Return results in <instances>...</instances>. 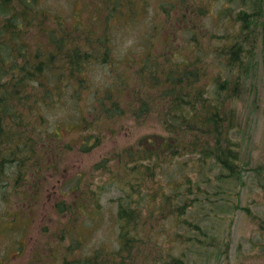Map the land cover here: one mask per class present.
I'll list each match as a JSON object with an SVG mask.
<instances>
[{"label": "rangeland", "instance_id": "1", "mask_svg": "<svg viewBox=\"0 0 264 264\" xmlns=\"http://www.w3.org/2000/svg\"><path fill=\"white\" fill-rule=\"evenodd\" d=\"M41 1L54 5L55 13L70 26H78L73 32L77 36L75 43L90 53L82 75L86 88L75 91V79L63 77V94L40 110L44 122L40 125L38 116L29 115L36 130L40 126L41 137L44 135L45 144L38 140L43 149L59 144L60 152L52 156H43L41 149L37 151L44 162L49 160L52 165L36 168L28 161L20 175L17 165L0 171V264H62L70 256L74 257L70 261L86 262L94 253L107 256L116 252L119 205L128 196L131 202L144 198L145 183L137 177L143 164L135 162L129 151L150 149V144L145 147L146 136L158 146L160 135H169L163 124L167 121L163 113L166 106L159 104L157 110L140 116L127 110L125 115L88 130L82 128L81 119L91 118L94 105L99 104L98 96L105 98L108 90L122 107H129L128 94L137 89L135 67L144 63L151 66L154 53L164 54L161 61H166L174 74L196 73L200 84H192L193 89H217L216 82L227 73L222 51L237 32L245 35L236 14L257 8L260 17L251 39V63L245 61L237 93L227 100V104L235 106L240 122V129L232 133L240 178L220 184L219 188L215 183L202 185L211 199L205 202V212L198 213L216 241L208 248H199L197 254L191 248L189 258L190 264H264V0H120L119 10L113 15L107 2L101 0ZM179 11L186 14V21L172 22ZM87 35L93 36L92 46L86 43ZM64 60V56L53 57L49 72ZM65 83L71 87L63 89ZM169 124L174 123L171 120ZM83 131L93 135L101 131L103 138L97 143L94 140L96 145L90 151H81ZM135 157L138 159L139 154ZM171 160L165 173L177 176L197 162V155L188 151L177 161ZM134 179L139 184H133ZM153 184L157 187V182ZM216 189L226 190L225 199L216 194ZM154 203H148L153 211ZM142 210L141 214L148 217L161 216L143 207ZM168 223L174 231L177 229L176 222Z\"/></svg>", "mask_w": 264, "mask_h": 264}, {"label": "trees", "instance_id": "2", "mask_svg": "<svg viewBox=\"0 0 264 264\" xmlns=\"http://www.w3.org/2000/svg\"><path fill=\"white\" fill-rule=\"evenodd\" d=\"M101 1L107 2L110 15L115 14L121 5L120 0ZM41 2L0 0V171H5L7 166L17 165L19 175L25 170L28 161L36 168L52 165L49 160L44 162L38 153L39 149L43 150V156L51 151L60 152L59 144L43 149L40 141L44 135L41 137L40 126L36 130L29 115L38 116L40 125L44 122L40 110L63 94V77H69V81L70 76L75 79L78 84L77 88L73 87L75 91L81 92L86 88L82 75L86 64L90 62L87 48L82 50L80 44L75 43L77 36L73 32L79 29L78 26H70L55 13L54 5ZM108 3L111 5L108 6ZM258 17V8L251 12H237L236 18L245 24L240 29L245 35L242 37L237 32L232 43L227 44L222 51L227 73L221 77V81L216 82L217 89L212 92H206L204 87L198 86L193 89L192 84H200L196 73L191 76H184V71L174 74L173 68H169L171 66H167L166 61H161L164 54L154 53L151 54V66L137 63L135 67L138 74L137 89L128 94L129 107H122L111 90L107 89L110 92L105 98L98 96L99 104L94 105L91 118L85 121L86 118H82L80 121L84 129L116 119L125 115L127 110L136 116L152 113L161 104L166 106L163 110L166 120L169 123L172 120L174 124L167 121L163 123L168 127L169 135H160L162 140L158 146L146 136L145 147L150 144V149L129 151L133 152L135 162L143 164V169L137 170V177L145 183L144 198L132 203V198L128 196L127 201L119 205L117 251L107 256L94 253L87 257L86 262L80 259L70 261L74 259L70 256L71 264H190L189 256L193 249L197 254L199 248L215 245V234L210 232V227L198 213L205 212V202L210 203L208 201L211 199L202 190V185L215 183L216 188H219L220 184L233 183L240 178L235 166L239 155L232 137V133L240 129V122L235 106L227 104V100L234 96V92L237 93L245 72V61L251 63L250 45ZM86 38V43L91 44L90 38L93 36L87 35ZM55 56H64L65 60L57 64L55 71L49 72L48 64ZM235 70L239 72L234 73ZM64 87L71 85L65 83ZM119 91L123 89L119 88ZM76 120L73 125L77 124ZM55 133L58 135V131ZM98 133L93 135L83 131L79 149L90 151L96 145V140L103 138L101 131ZM188 151H194L197 162L190 164L187 171L177 176L166 175V166L171 159L177 161ZM135 154H139L138 159ZM134 168H137V163ZM133 182L139 184L137 179ZM154 182H157V187ZM167 190H170L171 195L167 194ZM216 191L222 198L226 196L225 189ZM149 202H155L154 211L149 209ZM142 207L149 212H158L161 216L153 218L145 213L143 215ZM60 211L63 212V208ZM170 221L176 222L175 231L168 223ZM214 232L218 233L216 229ZM69 261L62 260V264H68Z\"/></svg>", "mask_w": 264, "mask_h": 264}, {"label": "flooded vegetation", "instance_id": "3", "mask_svg": "<svg viewBox=\"0 0 264 264\" xmlns=\"http://www.w3.org/2000/svg\"><path fill=\"white\" fill-rule=\"evenodd\" d=\"M179 9V8H178ZM179 14V15H178ZM178 14L177 15H175V16H173L172 17V22H175L176 20H178V21H186V19H185V16H186V14H184V13H181V11H179L178 12ZM176 23V22H175ZM179 23V22H178ZM177 23V24H178ZM47 154H49V153H47ZM53 154H56L55 152H53V151H51V153L49 154V156L50 155H53ZM50 166V165H49ZM48 166V167H49Z\"/></svg>", "mask_w": 264, "mask_h": 264}, {"label": "bare ground", "instance_id": "4", "mask_svg": "<svg viewBox=\"0 0 264 264\" xmlns=\"http://www.w3.org/2000/svg\"><path fill=\"white\" fill-rule=\"evenodd\" d=\"M238 23L240 24V29L245 27V24L243 23V20H238Z\"/></svg>", "mask_w": 264, "mask_h": 264}]
</instances>
